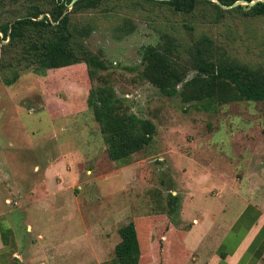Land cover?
I'll return each mask as SVG.
<instances>
[{
    "label": "rangeland",
    "instance_id": "rangeland-1",
    "mask_svg": "<svg viewBox=\"0 0 264 264\" xmlns=\"http://www.w3.org/2000/svg\"><path fill=\"white\" fill-rule=\"evenodd\" d=\"M136 2L105 0L71 14L76 26H89L84 44L107 66L93 77L83 62L0 70V219L10 218L16 235L35 239L39 264H113L119 228L130 221L144 245L151 233L162 241L172 225L188 229L192 208L215 213L204 216L206 223L230 219L239 204L233 189L245 195L249 180L262 177L264 100L184 103L142 77L141 54L168 32L183 40L177 60L185 65L205 35L216 58L264 69V16L231 11L215 22L209 6L181 15ZM31 3L45 4L0 0V24ZM14 71L18 78L7 85ZM194 74L187 68L185 79ZM104 84L113 87L122 111L154 125L151 141L123 161L108 157L87 105L90 88Z\"/></svg>",
    "mask_w": 264,
    "mask_h": 264
},
{
    "label": "trees",
    "instance_id": "trees-1",
    "mask_svg": "<svg viewBox=\"0 0 264 264\" xmlns=\"http://www.w3.org/2000/svg\"><path fill=\"white\" fill-rule=\"evenodd\" d=\"M71 0H44V5L31 3L30 9L11 21L0 24V70L19 66L32 67L34 71L60 68L83 62L89 77L96 70L107 66L84 44L89 37V26H76L71 14L98 8L105 0H76L70 9ZM165 6L176 14H196L202 7L209 6L214 12L215 22L223 14L241 11L244 17L264 16V1L253 5L239 4L230 9L221 8L212 0H136ZM230 5L238 0H219ZM252 1V0H247ZM44 14L42 17L41 15ZM204 14V13H203ZM49 15V16H48ZM126 20L122 26L125 34L132 31ZM191 30L187 22L183 25ZM162 44L147 45L142 49V77L168 96L180 95L182 102L207 101L223 105L235 101L264 100V69L251 67L230 58H216L212 39L202 36L189 50L187 64H181L182 39L164 32ZM187 68L195 74L185 79ZM18 78L14 71L5 83L10 85ZM180 85V89H178ZM87 105L106 143V152L113 161L128 159L133 153L144 148L152 138L154 125L149 119L137 117L121 110V102L115 90L108 84L90 88ZM174 197V196H173ZM175 198V197H174ZM176 200V199H174ZM153 226L150 230H153ZM120 241L115 246L113 264H138L140 237L133 221L119 228ZM162 237V236H161ZM160 237V238H161Z\"/></svg>",
    "mask_w": 264,
    "mask_h": 264
},
{
    "label": "crops",
    "instance_id": "crops-1",
    "mask_svg": "<svg viewBox=\"0 0 264 264\" xmlns=\"http://www.w3.org/2000/svg\"><path fill=\"white\" fill-rule=\"evenodd\" d=\"M249 182L245 195L232 188L239 204L230 219L206 223L204 216L215 213L192 208L188 229L172 225L162 241L151 233L146 244L139 243L138 264H263L264 165L262 177L256 173ZM11 224L10 218L0 219V264H39L42 256L35 239L22 232L16 235Z\"/></svg>",
    "mask_w": 264,
    "mask_h": 264
},
{
    "label": "water",
    "instance_id": "water-1",
    "mask_svg": "<svg viewBox=\"0 0 264 264\" xmlns=\"http://www.w3.org/2000/svg\"><path fill=\"white\" fill-rule=\"evenodd\" d=\"M76 0H71L68 4H67V9H70L73 5V3L75 2ZM214 2H216L221 8L223 9H229V8H232V7H235L239 4H244V5H253L255 2L259 1V0H252V1H247V0H238V1H235L234 3L230 4V5H223L219 0H212ZM261 1H264V0H261ZM44 14L41 15V17L43 16ZM49 16V15H48Z\"/></svg>",
    "mask_w": 264,
    "mask_h": 264
}]
</instances>
